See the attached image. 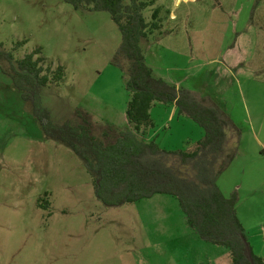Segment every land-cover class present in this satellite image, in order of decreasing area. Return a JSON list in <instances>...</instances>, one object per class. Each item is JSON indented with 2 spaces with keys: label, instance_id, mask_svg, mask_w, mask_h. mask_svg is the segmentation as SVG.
I'll list each match as a JSON object with an SVG mask.
<instances>
[{
  "label": "rangeland",
  "instance_id": "1",
  "mask_svg": "<svg viewBox=\"0 0 264 264\" xmlns=\"http://www.w3.org/2000/svg\"><path fill=\"white\" fill-rule=\"evenodd\" d=\"M169 1L143 12L150 23L158 8L162 25L141 42L146 64L168 84L210 97L236 127L239 143L233 141L217 187L225 197L238 194L247 240L264 253V0H195L176 8ZM23 40L16 60L40 48L43 74L64 69L63 83L41 95L56 123L78 124L74 113L81 111L96 137L115 129L108 142L131 129L126 63L114 60L121 35L109 13L76 11L64 0H0V50ZM20 96L0 71V264H231L227 249L189 228L173 196L105 208L83 162L45 139ZM150 113L148 138L161 149L193 151L204 135L172 104L155 103Z\"/></svg>",
  "mask_w": 264,
  "mask_h": 264
},
{
  "label": "trees",
  "instance_id": "2",
  "mask_svg": "<svg viewBox=\"0 0 264 264\" xmlns=\"http://www.w3.org/2000/svg\"><path fill=\"white\" fill-rule=\"evenodd\" d=\"M64 1L76 11L109 13L118 28L121 45L114 60L116 66L119 59L126 63L122 67L126 69L125 89L131 96L125 117L131 129L120 130L113 142H108L110 132L115 129L109 127L108 132L96 137L89 116L81 111L74 113L80 120L78 124L71 119L56 123L50 111L42 106L41 95L46 86L63 83L64 69L57 67L53 72L46 69L43 74L40 64L44 58H35L41 54L40 48L16 60L14 52L27 44L23 40L15 43L10 52L0 50V71L10 78L23 102L31 105L45 139L67 147L83 162L92 177L94 196L105 208L123 207L154 195L173 196L189 228L205 243L227 249L231 264H264L250 246L237 216L238 194L225 197L217 187L219 176L233 159L229 149L234 139L239 141L236 127L210 97L177 89L156 77L146 64L141 42H145L148 34L161 31L162 25L158 8L150 23L144 20L143 12L157 0ZM155 103L174 105L178 115L188 117L203 129L204 135L193 151H166L153 141L143 140L155 127L150 119ZM39 202L40 209L48 210L47 201Z\"/></svg>",
  "mask_w": 264,
  "mask_h": 264
},
{
  "label": "crops",
  "instance_id": "3",
  "mask_svg": "<svg viewBox=\"0 0 264 264\" xmlns=\"http://www.w3.org/2000/svg\"><path fill=\"white\" fill-rule=\"evenodd\" d=\"M188 1H190V2H192V3H194V2H196L195 0H171V1H169V2H171V6H172V8H176V7H179L180 6V3L181 2H188ZM170 17H169V20H177V18L175 17L176 15L175 14H173V13H171V15H169ZM171 25V24H170ZM171 32H173L172 30H170L169 29V32L168 33H171ZM167 82V81H166ZM177 89H178V87H177ZM203 96V95H202ZM151 114V113H150ZM174 114H175V112H174ZM150 133V132H149ZM149 133H147V135L145 136V137H143V140L145 141V142H149ZM234 141L236 142V144H238L239 143V141L237 140L236 141V139H234ZM199 141H197L196 143H195V146H193V150H194V148L196 147V144L198 143ZM264 155V150L262 151V155L261 156H263ZM260 231L262 232V234H261V236L263 237L264 236V228H261L260 229ZM260 232V233H261ZM251 247H252V249H253V251L255 252V249H254V247L251 245ZM263 252V249H261L260 250V252H255L256 253V256H258L259 258H261L263 261H264V253H262Z\"/></svg>",
  "mask_w": 264,
  "mask_h": 264
},
{
  "label": "water",
  "instance_id": "4",
  "mask_svg": "<svg viewBox=\"0 0 264 264\" xmlns=\"http://www.w3.org/2000/svg\"><path fill=\"white\" fill-rule=\"evenodd\" d=\"M247 251H248V257H250L251 253H250L249 248H247Z\"/></svg>",
  "mask_w": 264,
  "mask_h": 264
}]
</instances>
